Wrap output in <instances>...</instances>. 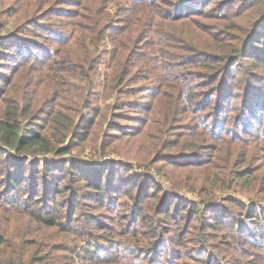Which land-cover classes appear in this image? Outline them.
Masks as SVG:
<instances>
[{"label": "rangeland", "instance_id": "374dc122", "mask_svg": "<svg viewBox=\"0 0 264 264\" xmlns=\"http://www.w3.org/2000/svg\"><path fill=\"white\" fill-rule=\"evenodd\" d=\"M20 29L54 60L2 53L0 119L66 150L0 146V264H264V0H0Z\"/></svg>", "mask_w": 264, "mask_h": 264}, {"label": "trees", "instance_id": "16d2710c", "mask_svg": "<svg viewBox=\"0 0 264 264\" xmlns=\"http://www.w3.org/2000/svg\"><path fill=\"white\" fill-rule=\"evenodd\" d=\"M96 1L97 0H91V7L96 6ZM98 6V13L96 15V23H94L93 25H98L100 23V15L101 12L99 11V8L101 6V4L97 3ZM34 24V23H33ZM40 24L35 23L36 27H39ZM41 27V26H40ZM45 27H54L51 25H47ZM95 32H91L89 31L88 34H84V35H79V36H83L82 37H78V38H73V39H82L84 41L90 42V43H96L97 40L94 37ZM35 35V34H34ZM34 35H28V34H23V32H21L20 29V33H15L11 36H6L3 38H0V58L5 57V60H7V62H9L11 65L10 68H12L13 66H15L17 64V62L20 60L21 56L25 55V53H27L29 56L34 57L36 59H38L39 61H46L48 64L53 61L54 59H52V57L49 56L50 52H44L43 48L45 46L44 42H36L33 41L34 39ZM65 36L61 35V38H64ZM71 38V37H70ZM4 39V40H2ZM72 39V38H71ZM77 46L75 44L74 41L71 42V45H68L66 50H65V54L63 57V60L65 59H69V50L74 47ZM6 51H9L11 55L15 54V52H17L19 54V56L16 59H8V56L4 55ZM13 52V53H12ZM2 53H3V57H2ZM228 56V55H227ZM10 57V56H9ZM229 57V56H228ZM118 78H115V76H113L112 78L108 77V83L107 86L111 89V90H115L117 88L118 85ZM220 90L217 91V93H215L216 95H219ZM18 113V107L17 106H13L10 109H8L6 116H4V118L0 119V146L2 145H7L9 147H11L12 149H14L17 153H30V154H39V153H47L51 150H55L58 149L59 151H65L63 149H61L60 147H57V145L55 143H53L52 139L58 137V134H54L53 136L49 135L50 137H48L45 133V131L43 132L41 129H39L38 131L34 130L32 127L35 126L32 123H29L31 121V117L32 115H30L27 120L25 122H23L19 116H17ZM57 112L55 111L51 117L49 118L48 122L45 124L44 128L46 129L47 125L51 122H53V115L56 114ZM64 114V117L61 116V114ZM57 120H61V125L59 126L60 129H64V128H69L72 130L74 129V125L72 124V122L74 121V117L73 115L71 116V113H69L66 110H61L59 111L58 114V118ZM118 118H115L114 121H118ZM252 119H249L248 126H246V129H249V127H252L250 125V123L252 122ZM118 129V125L115 126ZM119 127L121 128V126L119 125ZM61 139H59L60 141ZM3 147V146H2ZM1 147V148H2ZM71 149H67V151H70ZM147 154H149L150 152L147 151ZM29 154V155H30ZM29 155H27L29 158ZM68 165L70 168H77V170H81V165L77 164L75 162H68ZM64 165V166H66ZM23 166V165H21ZM61 166V167H64ZM30 167H34L35 168V163H31ZM60 167V168H61ZM51 170L52 169V165L50 163H45L44 165V170ZM82 175L86 178V173H82ZM103 176L107 177L108 173L105 171L104 173H102ZM104 178V177H103ZM7 180L11 185L14 186V188L19 189V179L18 177L15 176V173H8L7 175ZM88 180V179H86ZM249 181V177L246 176L245 178H243V182L244 185ZM87 184H90L91 186L97 187V191L94 193V197L96 198V200L98 202H103L105 199V196L107 194V188L105 187V184L103 185V181L102 179H100L98 177V181H86ZM103 189H105L103 191ZM57 191H61L60 189H57ZM192 212H194L195 208L192 207L191 208ZM165 212L167 213V217L169 219H171L170 216H168V214L170 215V212L168 209H165ZM195 215L196 218H201V215H199V211H195ZM254 213V217L251 218V220H255L258 219L260 220V222H263L264 220V211H257V212H253ZM47 222L49 223H54L55 219H46ZM264 239V236L261 234V232L258 233L257 236V244H261L262 240ZM88 248V247H87ZM155 250V249H154ZM143 252L140 251L139 248H135L134 251L131 252V258L134 261H138L139 256L141 255L144 258V254H146L147 252H145L144 250H142ZM217 262V261H215ZM135 264V263H133Z\"/></svg>", "mask_w": 264, "mask_h": 264}]
</instances>
